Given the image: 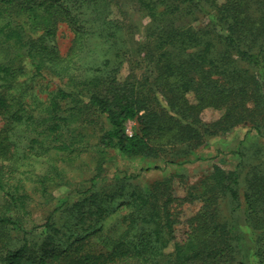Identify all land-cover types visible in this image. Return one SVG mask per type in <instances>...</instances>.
<instances>
[{
  "label": "trees",
  "instance_id": "16d2710c",
  "mask_svg": "<svg viewBox=\"0 0 264 264\" xmlns=\"http://www.w3.org/2000/svg\"><path fill=\"white\" fill-rule=\"evenodd\" d=\"M117 1L0 0V264H264V168L243 176V151L234 169L215 166L201 181V206L181 240L177 207L190 198L174 195L171 177L141 186L138 174L109 178L101 166L56 197L32 253L30 195L13 182L24 157L51 154L38 178L51 201L49 186L66 179L58 161L89 148L102 157H158L166 145L195 151L241 124L264 138V0H130L150 18L145 39L137 38L142 23L113 14ZM61 22L77 32L66 56L56 42ZM91 32L104 60L85 73ZM26 62L35 75L66 80L34 108L16 92ZM207 108L221 115L207 122ZM128 120L138 123L133 134ZM11 230L22 235L18 243Z\"/></svg>",
  "mask_w": 264,
  "mask_h": 264
},
{
  "label": "rangeland",
  "instance_id": "374dc122",
  "mask_svg": "<svg viewBox=\"0 0 264 264\" xmlns=\"http://www.w3.org/2000/svg\"><path fill=\"white\" fill-rule=\"evenodd\" d=\"M117 1V0H116ZM224 0H219L223 2ZM119 7L114 6L113 14L117 18L122 19L127 25L142 23L144 30L137 35L138 39H145L146 29H149V17H143L139 13V8L130 0H118ZM207 18L201 19L200 23L206 22ZM77 37V32L66 22H61L58 26L56 42L62 55H67ZM85 58L80 69L88 72V67L92 64L102 62L103 53L100 46V39L93 32L88 34V39L84 41ZM91 52H95V57H91ZM99 53V54H98ZM26 73L20 77L16 85V92L22 94L23 100L28 107L34 108L39 101L46 100L51 93L59 86L65 87L66 80H62L59 76L45 70L42 75H35L28 62L25 63ZM129 72L128 62L124 61L116 75L118 79L124 80ZM140 72V71H139ZM90 74V73H89ZM221 115L219 110L207 108L202 113V118L207 122L216 120ZM5 124V120L0 116V128ZM138 128L136 120H128L126 123L127 133L133 134ZM91 132L92 130L89 129ZM88 131V132H89ZM93 137H90L91 142ZM244 141V142H243ZM205 146L196 148L195 151L183 149V145H166L164 150L158 157H127L116 152L110 153L105 157L99 156L96 151L89 148L86 151L74 154L72 161L59 160V168L65 172V181L62 185L54 186L51 184L52 200L47 201L46 197L41 193V184L38 183V178L46 174L49 168L48 159L51 154L45 156L24 157L18 161L19 168L14 172L13 182L22 180L25 183L26 191L30 195L28 200V215L24 217L26 227L30 230L29 240L33 241L32 253L37 243V235H40L42 225L45 223L47 215L53 210L56 204V197L63 196L67 192L74 190L79 184H83L86 179H90L95 174H100L101 166L104 171L101 176L113 178L118 172L127 171L128 173L138 174L135 183L146 185L155 180H160L166 177H171L173 180L174 195L183 198L188 197L186 201L177 207L180 214V223L176 225L175 238L181 240L185 236L186 223L185 220L193 215L201 206V201L195 197L199 191L201 181L204 177L211 174L215 166H220L224 169L232 170L240 162L239 151L246 153L244 157L245 171L254 168H264V138L257 136L255 130L250 125L241 124L235 127L227 134H219L210 138ZM9 155V153H8ZM188 160L179 163L181 160ZM152 166L150 170L144 168ZM157 166V167H155ZM252 167V168H251ZM245 186L241 191H243ZM242 198V197H241ZM1 199V197H0ZM122 211V210H121ZM124 209L121 213H124ZM117 216H113V223ZM11 236L17 240L22 238L20 233L11 230ZM251 234H248L250 236ZM247 236V234H246ZM249 239V238H247ZM174 243V242H173ZM171 243L166 252H172L174 245Z\"/></svg>",
  "mask_w": 264,
  "mask_h": 264
}]
</instances>
